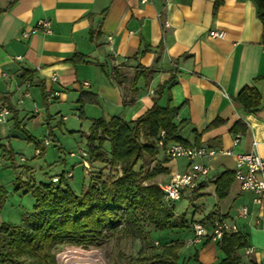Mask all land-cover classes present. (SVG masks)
I'll list each match as a JSON object with an SVG mask.
<instances>
[{"label":"crops","instance_id":"crops-1","mask_svg":"<svg viewBox=\"0 0 264 264\" xmlns=\"http://www.w3.org/2000/svg\"><path fill=\"white\" fill-rule=\"evenodd\" d=\"M41 20L49 22L50 32H32ZM210 31L223 36L210 37ZM25 70L31 71L30 80L22 77ZM244 87H256L264 103L262 25L252 0H0V108L10 110L0 128V168L12 169L30 184L48 181L33 180L35 171L18 165L20 153L14 148L32 144L35 156L47 138L58 159L75 153L69 156L74 160L67 179L71 189L79 168L86 185L78 150L85 147L91 120L134 121L157 97L160 107L178 109L174 121L183 140L216 151L202 159L209 176L192 202V193L188 196L185 213L176 214L173 204V215L183 216L185 226L159 232L178 248L181 264H217L224 258L219 244L209 239L186 247L192 223L209 226L221 218L235 223L251 248L249 254L246 248L240 251V264H264V216L251 194L241 191L233 177L227 196H215L216 177L225 170L233 173L237 155L256 153L264 159V106L255 113L245 111L236 100ZM54 92L59 95L52 96ZM81 93L94 96L96 103L82 106ZM215 120L220 123L210 127ZM238 122L246 125L243 135L231 132ZM47 148L39 156L45 157ZM4 149L13 153L14 167ZM156 159L168 170L162 183L187 169L185 159L166 160L162 151ZM67 160L59 161L64 165ZM5 174L0 185L8 194L14 182L4 186ZM14 194L26 199L23 213L32 208L30 194ZM244 205L249 215L239 219Z\"/></svg>","mask_w":264,"mask_h":264},{"label":"trees","instance_id":"trees-1","mask_svg":"<svg viewBox=\"0 0 264 264\" xmlns=\"http://www.w3.org/2000/svg\"><path fill=\"white\" fill-rule=\"evenodd\" d=\"M252 1L262 25L264 43V0ZM22 77L30 80L31 71L25 70ZM161 90L162 87L158 88L157 96ZM236 100L250 113L264 106L256 87H244ZM78 103L83 106L96 103V99L81 93ZM177 113V108L160 107L155 97L152 107L134 121L126 122L117 117L91 120L85 136L86 161L95 168L100 165L116 169L119 174L106 178L92 171L90 182L82 185L79 194L71 189L64 172L37 184L15 176L14 192L22 190L24 194H30L34 204L22 215L20 225L0 224V264H56V248L98 246L103 240L113 237L114 227L121 223L125 228L123 234L130 238H134L136 233L141 234L142 223L150 224L158 232L184 227L183 216L179 219L173 215L174 203L170 206L164 204L163 191L155 182L158 176L168 174L163 167L164 161L156 159L159 152H163L158 140L162 141L163 147L171 142L190 146L180 137L179 125L174 121ZM219 123L215 120L210 127ZM245 131L246 125L242 122L231 129L232 133L239 135ZM193 146H199L198 142ZM4 151L11 167H14L13 153ZM165 159L168 158L165 156ZM54 178L57 180L53 182ZM232 183L233 173L228 170L216 177L217 200L227 196ZM199 188L192 191L190 202L195 199L193 194ZM6 198L7 191L0 185V207ZM143 239L148 240V236ZM169 243L165 242L160 248L151 247L147 253L142 251L136 258L128 256L125 264H181L178 248ZM219 248L224 258L217 264H240V251L247 248V243L238 230L225 232Z\"/></svg>","mask_w":264,"mask_h":264},{"label":"built area","instance_id":"built-area-1","mask_svg":"<svg viewBox=\"0 0 264 264\" xmlns=\"http://www.w3.org/2000/svg\"><path fill=\"white\" fill-rule=\"evenodd\" d=\"M167 3L173 0H165ZM149 0H139L140 4H145ZM39 28L45 32H50L49 22L41 20L37 23L36 27L32 30L35 32ZM29 33H24L23 36L28 37ZM210 37H222L223 33L210 31ZM19 58V57H18ZM55 81V78H52ZM58 92H54L52 96H58ZM10 115V110L7 106L0 108V128L6 122L7 117ZM163 133H160L162 137ZM52 142L44 138L40 141L39 146L35 149V156L41 154V148L49 146ZM158 146L163 149L165 156L169 160H176L179 158L187 161V169L181 173L171 174L169 179L158 184L159 188L163 191V202L166 206H170L172 203L180 200L184 191H193L198 188L209 176V167L202 163V159L211 158L216 154V151L205 146H183L178 143H168L163 147L162 141L158 140ZM224 154H229L228 151H221ZM68 155L74 156L75 153L69 152ZM78 155L82 158L81 166L84 171L89 170L88 162L86 161L85 149H79ZM23 160V157H20ZM2 160L0 159V166ZM72 176L71 172H67L64 177L66 179ZM234 180L238 183L239 188L243 192L251 194V202L253 205H257L260 208L262 216H264V159H262L256 153H242L236 156L235 167L233 169ZM54 178L52 181H56ZM249 215L247 206H241L238 210L237 218L246 219ZM192 236L186 242V247L195 246L205 239H209L216 243H220L223 233L236 232V224L228 220L220 219L215 220L209 226L203 225L199 222L191 224ZM157 245V243H155ZM251 248L245 249V254H249Z\"/></svg>","mask_w":264,"mask_h":264},{"label":"rangeland","instance_id":"rangeland-1","mask_svg":"<svg viewBox=\"0 0 264 264\" xmlns=\"http://www.w3.org/2000/svg\"><path fill=\"white\" fill-rule=\"evenodd\" d=\"M65 140L60 139V143L64 145L63 142ZM51 143L48 148L46 149V155L45 157L42 156H33V145L28 144L26 142L18 143L16 146H14L15 150L20 153L19 157H23V160L18 159V165L28 166L31 167L35 172L32 173V178L35 181L40 180H49L51 176L54 175H60L61 170L64 171V173L72 172L70 170L71 164L74 161L72 158H69L68 153L65 152L61 154L60 159L67 160L66 164H62L56 156L58 154L55 147H53ZM57 146H59L57 144ZM57 148V147H56ZM85 147L82 149L84 150ZM72 150H75L72 148ZM1 159V158H0ZM89 166L88 171H84L85 176L87 177V183L90 182L92 171H94L95 175H101L102 177L111 178L116 177L119 174V171L110 167H103L97 166L96 168L93 166ZM41 169L44 170L43 172H40ZM6 173L5 178L2 179L3 185L6 187L11 186L14 182V177L16 176L15 173H13L12 169H2L0 168V175L2 173ZM69 179V178H68ZM166 179V175H160L155 179V182L162 183ZM74 184L72 185L73 190L76 193H80L82 188V177H81V170L76 169L74 178H73ZM2 186V185H1ZM8 194L5 203L0 207L1 210V217L4 220V222L15 225L21 224V214L24 211H26L27 203L26 199H22L20 196H15L14 190L12 186L10 189H8ZM191 191L185 190L183 193V196L180 200L176 201L174 203V211L176 214H183L188 209V196L191 195ZM32 209V208H31ZM30 209V210H31ZM30 210H27L30 211ZM124 224H120L114 227L113 232L114 236L107 238L103 240L98 246H91L88 248H81V247H74V246H62L55 249V259L56 264H60V255L66 251H80L82 253L89 252L92 249H98L103 252L106 264H125L126 257H138L139 253L144 251L145 253L149 252L148 250L153 248H160L162 244L167 242L166 239H164V234L159 233L156 231L150 224L148 223H142L141 224V234H137L134 238L126 237L124 233ZM148 236V240L143 239L145 236ZM157 243V245H155Z\"/></svg>","mask_w":264,"mask_h":264},{"label":"bare ground","instance_id":"bare-ground-1","mask_svg":"<svg viewBox=\"0 0 264 264\" xmlns=\"http://www.w3.org/2000/svg\"><path fill=\"white\" fill-rule=\"evenodd\" d=\"M59 258L60 264H106L103 252L98 249L84 253L66 250Z\"/></svg>","mask_w":264,"mask_h":264}]
</instances>
